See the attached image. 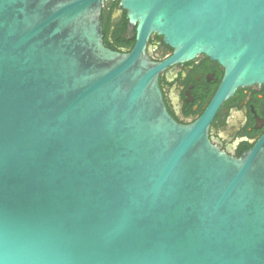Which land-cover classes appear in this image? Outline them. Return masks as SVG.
I'll use <instances>...</instances> for the list:
<instances>
[{
    "label": "water",
    "instance_id": "95a60500",
    "mask_svg": "<svg viewBox=\"0 0 264 264\" xmlns=\"http://www.w3.org/2000/svg\"><path fill=\"white\" fill-rule=\"evenodd\" d=\"M108 0H0V264H264V150L209 137L264 82V0H120L136 43L105 44ZM224 67L192 124L147 53Z\"/></svg>",
    "mask_w": 264,
    "mask_h": 264
},
{
    "label": "flooded vegetation",
    "instance_id": "af4514ba",
    "mask_svg": "<svg viewBox=\"0 0 264 264\" xmlns=\"http://www.w3.org/2000/svg\"><path fill=\"white\" fill-rule=\"evenodd\" d=\"M126 17L127 11L120 6V0L106 1L104 39L121 52H128L136 43V28L128 21L124 28ZM147 53L156 63L164 64L159 83L172 117L182 124L200 119L221 86L224 67L205 54L175 60L174 49L156 32L147 40ZM208 131L211 141L230 156L241 157L255 148L264 150V82L239 87L219 106Z\"/></svg>",
    "mask_w": 264,
    "mask_h": 264
},
{
    "label": "trees",
    "instance_id": "16d2710c",
    "mask_svg": "<svg viewBox=\"0 0 264 264\" xmlns=\"http://www.w3.org/2000/svg\"><path fill=\"white\" fill-rule=\"evenodd\" d=\"M117 3H118V1H117ZM128 21V17H126V19L124 20V28H126V22ZM104 32H107L106 30H105V28H104ZM122 33V31L120 32V34ZM119 34V35H120ZM104 41H105V44L108 46V47H110L111 49H114L110 44H108L107 43V38L105 37V39H104ZM131 44V46H133L134 45V41L133 42H131L130 43ZM115 50V49H114Z\"/></svg>",
    "mask_w": 264,
    "mask_h": 264
}]
</instances>
